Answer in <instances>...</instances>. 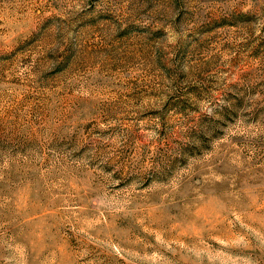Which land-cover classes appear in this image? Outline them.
<instances>
[{
	"label": "rangeland",
	"instance_id": "374dc122",
	"mask_svg": "<svg viewBox=\"0 0 264 264\" xmlns=\"http://www.w3.org/2000/svg\"><path fill=\"white\" fill-rule=\"evenodd\" d=\"M0 264H264V0H0Z\"/></svg>",
	"mask_w": 264,
	"mask_h": 264
}]
</instances>
